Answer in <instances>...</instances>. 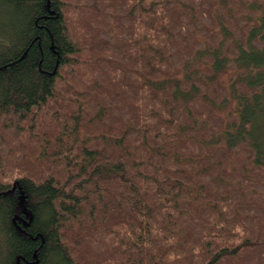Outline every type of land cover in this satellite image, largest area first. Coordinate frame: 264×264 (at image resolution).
I'll list each match as a JSON object with an SVG mask.
<instances>
[{"label": "trees", "instance_id": "16d2710c", "mask_svg": "<svg viewBox=\"0 0 264 264\" xmlns=\"http://www.w3.org/2000/svg\"><path fill=\"white\" fill-rule=\"evenodd\" d=\"M263 107L264 0H0V264H264Z\"/></svg>", "mask_w": 264, "mask_h": 264}, {"label": "rangeland", "instance_id": "374dc122", "mask_svg": "<svg viewBox=\"0 0 264 264\" xmlns=\"http://www.w3.org/2000/svg\"><path fill=\"white\" fill-rule=\"evenodd\" d=\"M264 108V107H263ZM262 111H263V109H262ZM261 118H264V113H262L261 112V114L259 115V119H261Z\"/></svg>", "mask_w": 264, "mask_h": 264}]
</instances>
